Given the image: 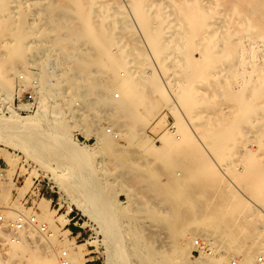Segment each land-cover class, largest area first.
Segmentation results:
<instances>
[{
  "label": "bare ground",
  "instance_id": "6f19581e",
  "mask_svg": "<svg viewBox=\"0 0 264 264\" xmlns=\"http://www.w3.org/2000/svg\"><path fill=\"white\" fill-rule=\"evenodd\" d=\"M133 24L198 139L217 159L226 161L230 144L238 140L246 119L264 111V0H0V46L25 57L26 66L37 68L36 97L40 99L35 116L17 119L16 130L11 121L0 124V142L50 172L61 197L97 226L106 248L104 264H132L133 259L148 260L149 264L159 261L166 246L163 240L159 245L156 236L160 237V231L169 239L175 236L178 246L173 252L178 258L189 257L194 235L211 252L208 258L200 256L182 264H226L232 255L238 256V264H254L253 252L244 245V239L255 237L253 232L243 238L233 235L230 223L221 220L219 215L227 211L228 190L181 122L173 98L169 99L150 70ZM114 90L119 100L114 99L115 94L113 99L109 97ZM225 103L234 110L237 107V113L246 118L244 122L229 123L225 117L231 108L228 104L225 108ZM163 107L174 115L178 129L161 137L164 146L160 150L147 148L166 168L177 165L186 169L190 165V170L183 181L167 175V182L161 183V171L136 157L115 156L118 186L134 201V206L127 208L132 212L129 223L136 227L135 223L148 222L152 224L148 227L159 229H130L128 234L133 239L128 244L114 215L104 211L106 216L99 217L103 212L98 197L101 188L94 189L90 163L74 167L87 162L96 148L118 147L114 139L142 143L139 133ZM15 110L9 109L13 115ZM99 118L114 130H106L112 136L101 133ZM75 119L84 136L97 137L95 146L71 145L66 123ZM255 125L252 139L257 148L264 147V116ZM30 152L38 153L37 158ZM2 177L10 188L1 190L9 193L14 188L11 178ZM238 181L261 195L264 163L257 162L252 170L248 166ZM29 188L28 180L15 188L16 200ZM75 191L84 196H74ZM38 207L44 215L49 202L41 201ZM58 222V231H63L68 225L66 215L59 216ZM9 227L0 225V264H59L50 244H45L34 228L14 233ZM206 229L207 234L203 233ZM258 235L264 238V231ZM153 239L159 247L154 246ZM67 250L71 264H83L72 248ZM260 250L264 254V247Z\"/></svg>",
  "mask_w": 264,
  "mask_h": 264
},
{
  "label": "rangeland",
  "instance_id": "374dc122",
  "mask_svg": "<svg viewBox=\"0 0 264 264\" xmlns=\"http://www.w3.org/2000/svg\"><path fill=\"white\" fill-rule=\"evenodd\" d=\"M29 8V10L33 11L35 7ZM133 25L139 43L144 49V53L149 60L151 68L150 70L152 71V73H154V75H156L157 80L159 81L158 83H160L161 86L163 85L162 88L166 91L167 96L169 95L168 97H171L169 99L173 98L171 102L172 104H174L173 106L176 107L175 110L179 115L181 122L186 127L191 138L195 141L196 144L199 145L198 147H200L204 158L218 173L221 179V183H223V185L227 188L226 190H228V193H226L227 196L229 194V201H225L224 205L226 206L224 207L225 211L227 208V211L225 212L226 214H224L226 216L221 213L219 215L221 216V220L225 219L227 223H230V231L233 235H238L239 237L243 238L245 236H249V234L253 232L252 234L255 237L253 238L252 236H249L248 238L244 239V245L247 251L249 250L253 252L252 263L256 264L257 257L260 255H264L262 250H260V248L264 247V238L258 235L261 234L262 231H264V192L262 191L263 193L261 192V195H257L253 191H249L250 188L245 187V185H243V182L238 181V177H240V175H242L247 170L248 166L250 170H252L257 165V162L264 163V147L257 148V144L254 142V138L252 139V137H255L254 134L256 133L255 130L257 129L255 123L258 119L264 116V111L259 113L261 114L260 116H258L259 114L253 113L249 118L246 119L244 116L237 113V107H235L234 110V108H231L230 104L225 103V108L230 105L229 107L232 109H230V111L229 109H226L231 114L225 117L227 120L229 119V123L242 122V119L244 118L247 120V122H245V129L239 135L238 140L233 141L230 144H233L234 146H236V148L233 145L231 146L232 150L229 151L227 160L221 161L217 159L215 155L211 151L207 150L206 147L201 143V141L195 134L196 132L194 131L193 125H190L185 113L181 108H179V106H177L176 102L173 101L174 97L171 96L173 94L170 93L171 90L169 88V85L166 83L167 80L164 78L165 75H163V73L158 68L157 63L151 55L138 27H136L135 24ZM22 60H24V63L22 62ZM18 67L19 69H25V71L18 70ZM37 72L38 71L36 67L30 65L26 66L25 57H20L18 56L17 52L6 50L2 46H0V124L11 121V124H13V129L14 125L16 124L15 121L17 119L25 118L26 120H30L35 116V112L38 109L40 101V99H37L36 97L37 85L35 84V82ZM28 93H33V95H35V105L33 106V109H31L30 107L28 108V104L23 100V98ZM3 94L4 96L1 97V95ZM113 94H115V100H119L121 98L117 97L119 93L114 90L109 94V97H111V99H113ZM16 99H18V102L16 101ZM73 102H75L73 103V106L75 108H78V102L75 100H73ZM257 104L258 103H254L253 105L256 106ZM10 108L17 109L15 110L16 115H13L9 111ZM166 108L167 107H163L162 109H160L157 115H155V117L152 118V120L143 127L142 131L139 133V138L142 143L132 144L127 143L121 139H114V144H117L118 147H116L115 145V147L108 149L96 148L92 151L90 158L91 160L89 159L87 162H82L80 164L78 163L74 167L75 169H78L79 166H84L85 164L88 165L90 163L89 165L91 166V169H94L92 170V173L94 175L92 178L94 189H96L97 187L99 189L101 188L100 196L98 197L99 202L102 203L100 206L103 212L99 214V217L100 219H103L106 216L104 211H107L108 214L110 213L111 215H114L119 223L117 228L122 231L124 235V241L128 244L129 242L131 243L133 239L132 237L131 239L128 234V231L130 229L135 230V228L138 229L141 227L143 229L144 227H146L144 228L145 231H147L148 229H151L153 231V229L157 230L158 228L156 229V226L154 227V225L153 227H148V222H144L143 225L141 222L135 223L137 224L136 227L134 223H129L128 217L132 212L127 210V208L133 207L134 201L132 199H129L125 191L118 186L119 180L114 174L116 170L113 167V165H115V163L118 161L115 156L127 157L128 155V157L131 156V158L136 157L137 159H139V162H143L145 165H147V167L153 168L155 171H161L162 175L159 176V181L161 183L167 182V175H172L176 180L183 181L184 176L190 170V165H188L186 169H183L182 167H179L177 165H173V167L171 168H166L161 160L150 153V150L148 149L154 148L160 150L164 146L163 144V146L161 145V137H163L164 135L166 136L178 129L174 115L171 114L168 108ZM178 112H180L181 115ZM75 118H77V116H75ZM230 118L232 119L230 120ZM77 120L78 119H75L72 123H66L67 128H69L67 131H65L67 133L66 138L71 142V145L73 143L77 148L95 146L98 141L97 137L92 134L89 137L84 136L79 130V122ZM97 126L99 128H102L100 129L101 133L104 134L105 132L107 136H112L114 130L111 129L106 120H104L103 118H99L97 120ZM170 127H173V130L170 131ZM14 129L16 130V125ZM109 129L112 130V133H106V130ZM0 134H3V132H0ZM28 149L32 150V147ZM36 149H34V151H37ZM241 153H243L244 155ZM32 154L30 152V156L32 155L34 158H37L38 153L32 152ZM246 160H248L249 162L247 163ZM47 161L52 167H55L54 162L49 159H47ZM62 162L63 161H61L60 163L65 164V161L63 163ZM19 167L21 168V170H23L19 171ZM0 175V225H9L10 223L14 222L20 212H23L26 216L35 215L38 218V221L45 223L47 227L46 234H41L34 228L35 233L37 234V236H40L42 238L45 244H50V247L56 256L58 263L60 254L65 251L67 252V256H69L70 252L67 249L72 248L75 252V256L81 263L104 264V252L106 251V248L102 244L103 236L100 233H97L99 232V229H96V225H94L79 211H77L75 207L72 206L67 200H64V197H61V195L57 192V189L52 180L50 179V172H45L44 170H42L40 168V164H38L37 161H34L31 158H26V156H24L22 152L14 150L12 146H6L3 142H0ZM3 175L10 177L11 183L14 186V188L9 193H7L6 191L2 192L1 190L2 188L6 189L9 186L2 177ZM27 180L30 182L29 190L25 195H23L21 199L16 200L17 190L15 188H21ZM70 182L72 183L71 180ZM187 182L191 183V180H188ZM194 182L195 181H193V183ZM95 183L98 184L96 185ZM74 194V196H84L80 191H75ZM41 201L49 202V209L44 213V215H41V211L38 207L39 202ZM58 207H60V211H58ZM71 209L73 210V213L69 218L74 216L76 217V219L70 224L68 222L66 228L63 231L59 232L58 227H56L59 226L58 217L62 215H66L67 217ZM120 209L124 211L126 210L125 213L120 211ZM220 209L221 208L219 207V210ZM246 209L247 211L244 212L243 210ZM73 223L75 224L73 225ZM250 224L255 231H253V228L249 227ZM49 227L51 228L52 232L51 230H49ZM53 230L55 232H53ZM206 230L207 231L203 233H209L208 229ZM211 232H214V230L212 229ZM48 234H51L52 236L48 237ZM159 234L160 237L159 235L156 236L157 240L159 239V245L161 240H163V243H161L162 245L165 244L166 246L164 247L163 245L162 247V257H160L159 261L154 260L151 262L152 264L153 262H155L154 264H182V262L185 260H187V262H191V260L200 258V256L201 258H208V256H211L209 255L211 252L208 249L202 253L198 252V249H196L194 246V241L199 240L203 243V240L200 237L194 235L191 238L192 248L191 250H189V257H186L185 254L183 257L178 258L177 254L173 252L175 251V249L173 250V247L178 246V242L175 236L173 235V238L171 237L169 239L166 232L160 231ZM0 236L2 237L1 232ZM164 237H166L167 239ZM155 240L153 239L154 246L159 247L157 244L158 242L156 243ZM185 257L187 259H185ZM19 258L21 257H16L15 260ZM1 260L5 261L4 257H1ZM235 260H239L238 256L232 255L227 259L226 264H231V262ZM131 261L134 263L136 259L130 260V262ZM138 261H136L138 264L140 262H142V264L150 263L148 262V260H143L140 262Z\"/></svg>",
  "mask_w": 264,
  "mask_h": 264
},
{
  "label": "built area",
  "instance_id": "2783aa9c",
  "mask_svg": "<svg viewBox=\"0 0 264 264\" xmlns=\"http://www.w3.org/2000/svg\"><path fill=\"white\" fill-rule=\"evenodd\" d=\"M23 100L28 104V108L30 107L31 109H33V106L35 105V95H33V93H28L23 98ZM16 101L18 102V99H16ZM169 130L170 131L173 130V127H170ZM58 211H60V207H58ZM72 213H73V210L71 209L69 214L67 215V219H68L69 224L76 219V217H74V216L69 218ZM74 224L75 223H73V225ZM9 225H10L9 228L14 233L22 231V230H24L26 228H29V227L30 228H35L41 234H46V232H47L46 224L43 223V222L38 221V218L35 215L26 216L24 214L19 213L17 215L16 219L14 220V222L10 223ZM194 246H195L196 249H198V252L207 250V248L204 247V244L201 241H199V240H195L194 241ZM59 264H71L69 259H68V256H67V252L63 251L60 254V256H59ZM231 264H238V263L235 260V261L231 262ZM256 264H264V256L263 255H260V256L257 257Z\"/></svg>",
  "mask_w": 264,
  "mask_h": 264
}]
</instances>
